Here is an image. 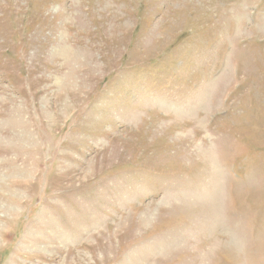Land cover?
I'll use <instances>...</instances> for the list:
<instances>
[{"label": "rangeland", "instance_id": "1", "mask_svg": "<svg viewBox=\"0 0 264 264\" xmlns=\"http://www.w3.org/2000/svg\"><path fill=\"white\" fill-rule=\"evenodd\" d=\"M0 264H264V0H0Z\"/></svg>", "mask_w": 264, "mask_h": 264}]
</instances>
